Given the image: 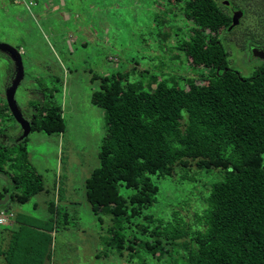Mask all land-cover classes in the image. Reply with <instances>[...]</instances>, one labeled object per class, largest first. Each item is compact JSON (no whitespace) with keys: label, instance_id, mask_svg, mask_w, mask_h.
I'll list each match as a JSON object with an SVG mask.
<instances>
[{"label":"trees","instance_id":"obj_1","mask_svg":"<svg viewBox=\"0 0 264 264\" xmlns=\"http://www.w3.org/2000/svg\"><path fill=\"white\" fill-rule=\"evenodd\" d=\"M163 1L190 23L186 32L177 24L164 32L174 41L161 40L177 51H166L169 66L154 75L138 70L135 63L132 73L91 77L98 83L91 103L102 110L106 129L97 151L98 166L84 186L93 214L100 223L104 220L99 215L110 224L100 240L130 264L164 258H170L167 264H264V66L249 77L230 67L219 39L222 30L230 31L226 0ZM229 8L237 7L229 3ZM262 26L264 32V21ZM173 61L191 72L175 71ZM53 103L50 95L45 106H39L31 132L65 131L60 108L49 106ZM7 111L5 103L0 104L1 119L8 116L14 122L4 114ZM16 153L18 158L14 153L8 159L14 173L20 171L18 163L26 161L23 151ZM214 171L221 178L206 185L199 197L192 193L194 200L202 201L194 220L177 210H170L167 221L146 213L161 191L158 181L169 179L171 185L177 175L178 182L194 185L197 191L195 177ZM27 176L26 170L12 175L15 188ZM35 178L25 193L11 194L14 201L24 203L41 190L39 176ZM121 188L129 193H121ZM170 204L187 208L180 198ZM48 214L45 232L30 224L11 232L7 247L0 250L3 264L50 262V232L66 225H60L59 218L66 219L68 213L51 204Z\"/></svg>","mask_w":264,"mask_h":264},{"label":"rangeland","instance_id":"obj_2","mask_svg":"<svg viewBox=\"0 0 264 264\" xmlns=\"http://www.w3.org/2000/svg\"><path fill=\"white\" fill-rule=\"evenodd\" d=\"M33 1L35 5L29 10L22 3L0 0V42L12 46L22 58L24 78L14 95L19 108L24 110L29 106L31 109H40L41 104L38 102L41 101L35 95L39 92L45 94V103L51 95L55 103L49 106L60 108L65 131L51 135V141L46 139L44 133L34 132L28 135L25 141L28 142L27 146L20 140L11 141L16 145L11 149L4 150L0 146V157L3 158L0 164H3L2 168H11L12 163L8 162L10 154L23 151L26 161L21 159L23 164L20 163L21 166L18 163L17 169L20 171L13 172L12 175L18 177L26 170L28 176L25 177L26 182L16 189L25 193L26 185H35L34 179L39 173L45 181L48 191L46 196L50 198L59 191V205L63 202L65 204L62 206L69 207L66 219L70 226L68 231L59 230L56 233L49 264H130L116 255L112 257L113 252L100 240L101 236H105L103 230L110 225L104 216L98 214L104 220L100 223L87 211L85 203L79 206L69 204L82 202L84 180L98 166L97 151L106 129L101 109L91 104L92 92L98 90L97 82L92 81L91 77L109 75L116 71L132 73L135 63L138 70H148L159 75L162 67L170 64L166 51L171 49L177 53L161 40L167 37L164 32L176 24L186 32L190 23L183 19L178 8L165 4L163 0ZM228 1L237 7L236 10L242 11L243 16L239 25L230 31L222 30L219 39L228 53L230 67L243 77H249L260 64L252 56L250 47L256 46L260 38L264 37V32L261 31L264 0L225 2ZM227 5L225 3L224 11L228 13L230 8ZM170 35L169 32L167 38L171 44L174 39ZM172 68L175 71L179 69L181 72H191L177 61L172 62ZM12 72V61L0 53L2 102L5 78ZM133 78L140 79L135 76ZM5 118L8 119L0 117V126L6 127L0 134L9 132L8 128L18 133V126L9 121L8 116ZM13 136L10 135L9 139ZM262 157L264 165V153ZM221 176L216 171L200 173L195 177L198 180L195 183L197 191L194 185L178 182L177 175L170 181L171 185H168L169 179L160 180L158 184L161 191L157 201L146 213L167 221L170 210H177L192 221L194 212L200 210L202 203L194 200L192 193L199 197L206 185L219 180ZM4 181L0 179V182ZM15 181L18 184L19 179L16 178ZM10 190L14 191V186ZM121 193L127 194L129 191L121 188ZM35 198L37 197L15 207L32 211ZM178 198L185 200L187 208L169 205L170 201L174 202ZM59 211L63 214L65 209L62 207ZM62 218L63 216L59 218L60 225L66 220ZM129 232L130 230L127 231ZM84 235L98 237L96 249L79 243L85 239ZM126 254L124 257L127 259ZM141 259H145L142 253ZM169 260L170 258H164L160 262L152 260L150 264H167L171 262ZM131 264H143V261L134 260Z\"/></svg>","mask_w":264,"mask_h":264},{"label":"crops","instance_id":"obj_3","mask_svg":"<svg viewBox=\"0 0 264 264\" xmlns=\"http://www.w3.org/2000/svg\"><path fill=\"white\" fill-rule=\"evenodd\" d=\"M8 59H9V57H8ZM13 69H14V65H13ZM8 79H9V77H6L5 78V81H7ZM62 86H65L64 83H62ZM97 86H98V83H97ZM35 96L39 97V99L41 101V102H38V103H40L42 106H45V94H43L42 92H39V94H36ZM0 104H2L1 101H0ZM100 114H101L102 117H104L103 112H101ZM0 128H3V127L0 126ZM34 132H37V133L42 132V133H44L46 135L45 136L46 139L48 141H51V135H48V134H46L43 131H32V132H30V134L31 133H34ZM13 133L15 135L18 134L16 132H13ZM4 134H7L6 135L7 138H5L3 140L4 141L3 142V146H5V148H7V149L13 148V145H11V143H9V141H10V139H9V136H10L9 132H5ZM27 139H28V136H27ZM27 143L28 142L25 143V146H27ZM54 143L56 144V141L55 140H54ZM7 144H9L10 146H8ZM18 156H19V153L18 154H15L14 155V158L16 159V158H18ZM3 170L4 171H0V173L3 174L4 176H8V178L0 177V179L5 180L4 183L3 182H0V196L3 195V197L0 198V200L4 199L6 201L5 205H2L0 208H3L5 210L12 211L14 213V217L11 220H7L5 224L0 225V250L3 249V248H5V247H7V244H8L9 239H10L9 237L11 235V232L13 230H17V228H19L21 226H25L27 224L35 225L38 228H41L42 232H45V225L48 224V220H49L48 209H49V207H50L51 204L52 205L54 204V207L55 208L57 207V209L63 207L65 209V212H67L68 211V208H69L66 205L65 206H62V204H65L63 202L61 203V206L59 205V202H60V198L58 197L59 191H57V195L53 194V196L50 197V198H48L46 196V194H47L48 191L45 188V181H44L43 178L40 177V174L39 173H38V175H39V182H40L39 184L41 185V190L38 193H36L35 195H33L32 197H30L24 203H18L16 201H14L15 199L12 198L13 195H11V194H14V193H17V192L20 193V190H17L15 188L16 186L14 185V183L12 181L11 175L13 174V171L11 170V168L4 166L3 167ZM6 182H7L8 185H6ZM84 182H85V180H84ZM7 186H9V187H7ZM13 186H14V191H11L10 189ZM54 190H56L55 187H54ZM82 196H83V199H82L81 204H79V202L78 203H75V202L72 203L71 202L69 204L70 205L73 204L74 206H79V205H82L83 203H85V207H86L87 211L89 213L93 214V212L91 210V207H90V205L88 204V202L86 200L85 186L83 188ZM5 197H7V199ZM33 197H37V198H35L36 200H34L32 202V211L23 210V209H20V207H15V205H18V204L19 205H23V204L27 203ZM55 198H56V200H55ZM39 208H40V210H39ZM45 210H46V215H45ZM93 218H96V216L94 214H93ZM65 223H66V225L63 226L64 229H62V227H61V229L55 228V229H53L50 232L51 233V236L53 237L52 248H53V246L55 247L54 238H55V235H56L57 231H59V230L68 231V228H69L70 224L68 222H66V220H65ZM94 223H95V220H94ZM78 230H80V229H78ZM95 231H96V234H98L97 233V229ZM83 237L85 239L81 240L79 243H82L85 246H87V245L94 246L95 249H96V247H97V238H98L97 236H92V235H88L87 236V235H84ZM37 238L39 239V236H37ZM97 256H98V253H97V250H96L95 251V257H97ZM112 257H114V254L112 255ZM119 259H121L123 262L125 260L124 258H119ZM49 263H47V264H49ZM0 264H3V263L0 261Z\"/></svg>","mask_w":264,"mask_h":264},{"label":"water","instance_id":"obj_4","mask_svg":"<svg viewBox=\"0 0 264 264\" xmlns=\"http://www.w3.org/2000/svg\"><path fill=\"white\" fill-rule=\"evenodd\" d=\"M225 3L228 4L227 2ZM242 16H243L242 11L237 10L236 12H234V14L231 17V25L228 28V30H231L233 27L237 26ZM0 53H3L6 56H8L14 65L13 77L11 78L9 87L5 90L4 98L10 116L15 120V122L21 128L22 134L19 140H22L30 134L31 123L23 117L21 109L17 105V102L14 97L17 87L21 84L24 78V69H23L21 55L12 46L2 42H0ZM262 54L263 52L257 49H254L252 53L254 57H259L264 59L263 58L264 56H262ZM0 177L8 178V176H4L1 173H0ZM5 198L7 199V197ZM5 203L6 201L4 199L0 200V206L5 205Z\"/></svg>","mask_w":264,"mask_h":264},{"label":"flooded vegetation","instance_id":"obj_5","mask_svg":"<svg viewBox=\"0 0 264 264\" xmlns=\"http://www.w3.org/2000/svg\"><path fill=\"white\" fill-rule=\"evenodd\" d=\"M227 6H229V5H227ZM237 10L236 9H234V8H230V10H229V13H230V15H231V17H232V15L234 14V12H236ZM242 19V18H241ZM240 19V20H241ZM239 24H240V21H239ZM238 24V25H239ZM253 49H257V50H259V51H262L263 52V54H262V56H264V37L263 38H260V40H259V42H257V45L256 46H252V48L250 47V52H251V54L253 53ZM253 56V55H252ZM264 58V57H263ZM254 59H256L257 61H259V65L258 66H256V68H255V71L256 70H259L261 67H263L264 66V59H262V58H259V57H256V58H254ZM13 77V72L11 73V75L9 76V79L7 80V81H5V86H4V94H5V90L9 87V85H10V81H11V78ZM4 97H5V95H4ZM3 97V98H4ZM1 105H3V103H5V105H6V102H5V98H4V102H2L1 101ZM21 112H22V115H23V117L27 120V121H29L30 123H31V127H32V124H33V122H34V120L35 119H38L37 117V115H38V109L36 110V109H31L29 106L27 107V108H25L24 110H21ZM5 115L6 114H9V112L7 111V112H5L4 113ZM10 115V114H9ZM4 119H8V118H4ZM14 122H15V120H14ZM14 122H12L13 124H14ZM16 123V122H15ZM15 125H17L18 126V128H19V132H18V136L17 135H15L12 131H11V129H9L8 128V130H9V134L10 135H14L13 136V138L9 141V143H11V141H18L19 139H20V137H21V134H22V131H21V128L19 127V125L16 123ZM10 126V125H9ZM6 128V127H5ZM5 138H7V136L5 135V134H0V146H1V148H4L5 146H3V140L5 139ZM27 140V137L26 138H24V139H22V140H20V142L22 141L23 143H25L24 141H26ZM11 145H13V146H16L15 145V143L14 144H12L11 143Z\"/></svg>","mask_w":264,"mask_h":264},{"label":"built area","instance_id":"obj_6","mask_svg":"<svg viewBox=\"0 0 264 264\" xmlns=\"http://www.w3.org/2000/svg\"><path fill=\"white\" fill-rule=\"evenodd\" d=\"M13 1L22 3L29 10L32 6L35 5V2L33 0H30L29 2L27 0H13ZM13 217H14V213L12 211L0 208V225L5 224L7 220H11L13 219Z\"/></svg>","mask_w":264,"mask_h":264}]
</instances>
